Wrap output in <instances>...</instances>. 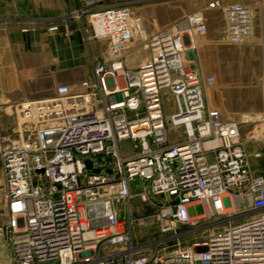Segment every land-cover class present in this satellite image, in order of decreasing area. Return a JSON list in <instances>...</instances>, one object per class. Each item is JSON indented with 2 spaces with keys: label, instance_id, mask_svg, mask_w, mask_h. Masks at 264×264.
Returning <instances> with one entry per match:
<instances>
[{
  "label": "built area",
  "instance_id": "1",
  "mask_svg": "<svg viewBox=\"0 0 264 264\" xmlns=\"http://www.w3.org/2000/svg\"><path fill=\"white\" fill-rule=\"evenodd\" d=\"M77 15L85 16L89 39L107 43L111 59L94 64L89 81L18 105L29 137L0 151L12 264H264V177L252 173L240 132L249 122L208 110L204 91L214 79L185 60L207 33L203 15L150 38L122 0H79ZM223 17L227 44L250 38L247 7H224ZM73 29L47 32L67 37ZM137 40L148 60L127 69L125 53ZM126 142L130 154L120 149ZM136 197L154 207L161 236L192 224L193 203L228 224L202 243L159 255L133 244L132 224L143 219L131 217Z\"/></svg>",
  "mask_w": 264,
  "mask_h": 264
},
{
  "label": "rangeland",
  "instance_id": "2",
  "mask_svg": "<svg viewBox=\"0 0 264 264\" xmlns=\"http://www.w3.org/2000/svg\"><path fill=\"white\" fill-rule=\"evenodd\" d=\"M122 1L129 5L132 16L141 20L148 38L173 28L187 16L201 13L205 20L207 33L204 37L194 39L195 50L193 53H188L185 60L187 64L196 66L205 78L214 79V84L206 87L204 91L206 108L210 111H217L222 120L253 122L252 117L256 114L251 112H258L257 109L261 107L264 98V79L260 77V62L259 60L250 62L249 49L244 47L246 40L238 46L226 43L223 8L234 5L247 7L251 12L253 31L254 24L259 23L261 0ZM214 1L219 2L220 8L208 9L207 6ZM65 2L68 3L69 0H0V22L8 23L9 31L14 37L21 35L35 38V40L47 39L46 44L50 46L46 48L54 47L55 55H60L59 68L62 80L68 82L67 87L73 88L82 81L91 80L94 64L108 65L111 58L105 41L89 39L90 29L87 20L84 15H77L79 0H77L76 11L70 14L62 12ZM63 24H70L74 28L67 37L61 33L47 32L48 28ZM71 38H74V41ZM40 49V46L36 45L30 51L36 53ZM148 55L149 52L145 51L137 40L125 53L126 68L134 69L138 63L147 61ZM51 67L56 68L52 65ZM251 73H254L255 77H252ZM164 109L167 115L174 110L170 96L164 98ZM14 112L18 115L17 108ZM18 118L17 125L10 131L8 140L2 142L5 147L21 138L27 140L29 137L32 126L24 125L19 115ZM175 135L172 132L170 138H174ZM120 149L125 154L131 153L130 144L127 142L120 144ZM0 190V227L4 233L3 224L7 211L3 202L2 187ZM153 208L141 197L132 200V219H143L140 224L133 222L131 233L134 245H152V249L159 255L162 254L163 249L172 251L178 246L189 248L194 243H202L210 234L217 233L228 224L227 221L210 215L197 217L199 214H194L191 219L192 224L179 227L177 236H161L151 217L154 214ZM141 215L144 216L137 217ZM238 221L239 219L232 220V222Z\"/></svg>",
  "mask_w": 264,
  "mask_h": 264
},
{
  "label": "crops",
  "instance_id": "3",
  "mask_svg": "<svg viewBox=\"0 0 264 264\" xmlns=\"http://www.w3.org/2000/svg\"><path fill=\"white\" fill-rule=\"evenodd\" d=\"M62 8L64 13L75 12L77 0L65 2ZM9 28L7 22H0V151L5 147L2 142L8 140L10 131L17 125L19 118L14 109L18 108L19 104L51 99L57 87L68 84L67 81L62 80L60 75V55H55L54 47L46 48L50 46L46 44L47 39L35 40V38L21 35L14 37ZM71 40L74 41V38ZM244 44V47L249 49L250 62L259 60L260 77L264 79V0H261L259 23L254 24L251 36ZM36 45H39L41 49L36 53L31 52L30 49ZM51 65L56 68H50ZM251 74L255 77L254 73ZM257 111L251 112L256 114L252 117L253 122L242 125L240 132L252 173L264 177V98ZM255 154L259 157L255 158ZM3 184L0 165V187L3 188ZM136 189L137 183L132 184L131 190L136 192ZM152 210L155 212L154 208ZM190 212L192 217L194 214H199L197 217L210 215L205 203H193ZM131 217L133 218L132 213ZM3 225H6V218ZM0 264H12L1 227Z\"/></svg>",
  "mask_w": 264,
  "mask_h": 264
},
{
  "label": "water",
  "instance_id": "4",
  "mask_svg": "<svg viewBox=\"0 0 264 264\" xmlns=\"http://www.w3.org/2000/svg\"><path fill=\"white\" fill-rule=\"evenodd\" d=\"M86 168L89 169L90 168V162H85Z\"/></svg>",
  "mask_w": 264,
  "mask_h": 264
}]
</instances>
